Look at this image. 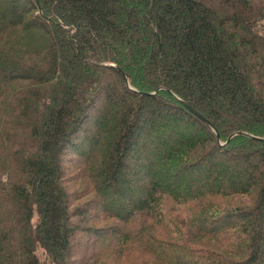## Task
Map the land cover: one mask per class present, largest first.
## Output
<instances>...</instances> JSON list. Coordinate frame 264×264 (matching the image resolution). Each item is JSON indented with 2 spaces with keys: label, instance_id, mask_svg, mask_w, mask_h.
<instances>
[{
  "label": "trees",
  "instance_id": "1",
  "mask_svg": "<svg viewBox=\"0 0 264 264\" xmlns=\"http://www.w3.org/2000/svg\"><path fill=\"white\" fill-rule=\"evenodd\" d=\"M248 136L264 138V0H0V264H40L38 247L67 264L66 152L120 223L90 230L104 264H264V141Z\"/></svg>",
  "mask_w": 264,
  "mask_h": 264
},
{
  "label": "rangeland",
  "instance_id": "2",
  "mask_svg": "<svg viewBox=\"0 0 264 264\" xmlns=\"http://www.w3.org/2000/svg\"><path fill=\"white\" fill-rule=\"evenodd\" d=\"M145 67L149 66L145 65ZM75 79L77 81L76 77ZM181 130L183 129H180L179 131ZM88 133H90V131ZM91 149V146L85 145V153L89 154L91 152ZM82 159L83 158L79 157L77 154L72 155V153L69 154L67 152L62 156V166L64 167V171H66L67 173L66 179L68 180L64 181V185L67 188V192L70 196L69 208L72 211H75L76 209L80 211V214L75 215L72 218V221L79 228H81L80 230H76L70 237L71 256H68L66 258V263L81 264L83 260L84 264H88L93 259H97L98 257H100L98 264H104L105 262H103L102 259H106V256L103 255V258H101V255L108 251L109 245L107 243L97 244L98 239L93 234L95 233V231L92 232L90 230L100 229V231H98V233L101 234V238H99V240H109V238L112 236V233L117 230H121L120 223L116 222L111 218H108L103 212V210L100 208V206L97 205V203L99 202V198L97 197V195H95L92 188H90L91 185L86 181L85 177L82 176L83 178H80V174L75 176L76 170L79 169V166L83 162L81 161ZM138 180L141 179L139 178L136 180L135 178L130 177L128 175V180L126 181V184H129V186H134V184ZM219 199L218 200L222 208L243 207L248 201L247 197L243 196L229 198L222 197ZM218 200H216V202ZM119 201L120 203L125 204L123 198H120ZM106 204H108V202ZM160 204L161 205L159 206V208L161 214L163 215V217H166V219H169L170 226L167 222V227H170V234H174L176 233V230H180L182 234L188 235L187 229H190L188 224L192 223V219H190L191 216L188 217L183 212V210L185 209L184 206L181 207V205L174 203L170 200V198L165 195L162 196ZM36 221L37 214L36 212H34L32 222L36 223ZM198 240H202L200 243L203 244L209 243L204 239ZM35 254L40 264H53L51 263L50 259L46 256L43 249L39 247L36 248Z\"/></svg>",
  "mask_w": 264,
  "mask_h": 264
},
{
  "label": "water",
  "instance_id": "3",
  "mask_svg": "<svg viewBox=\"0 0 264 264\" xmlns=\"http://www.w3.org/2000/svg\"><path fill=\"white\" fill-rule=\"evenodd\" d=\"M109 66H111V67H114V68H116V70H117V72L121 75V77L123 78V80L126 82V84H128L127 83V79H126V76L124 75V73L119 69V68H117L115 65H113V64H108ZM151 94H153V93H151ZM183 103V102H182ZM184 104V103H183ZM187 108H188V110L189 111H191L195 116H197V117H199V118H201L200 117V115H198V113L196 112V111H194L191 107H189L188 105H186V104H184ZM202 119V118H201ZM203 120V119H202ZM234 134H242V135H246L245 133H241V132H236V133H234ZM233 134V135H234ZM233 135H231L230 137H232ZM229 137V138H230ZM248 137H250V138H253V139H255V140H259V141H264V138H258V137H253V136H248Z\"/></svg>",
  "mask_w": 264,
  "mask_h": 264
}]
</instances>
